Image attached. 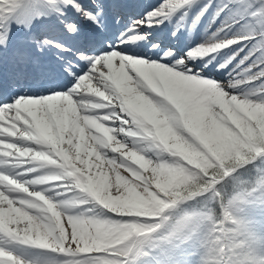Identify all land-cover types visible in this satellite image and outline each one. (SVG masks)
I'll use <instances>...</instances> for the list:
<instances>
[{
    "label": "snow or ice",
    "instance_id": "snow-or-ice-1",
    "mask_svg": "<svg viewBox=\"0 0 264 264\" xmlns=\"http://www.w3.org/2000/svg\"><path fill=\"white\" fill-rule=\"evenodd\" d=\"M195 7L193 25L212 0H0V169H16L0 171V235L58 254L59 264H134L169 210L202 197L222 214L209 208L185 223L208 222L216 264L238 199L225 202L224 185L252 165L264 190V0H220L213 21L231 7L256 29L231 39L235 20L186 52L154 37L174 20L176 37ZM257 37L227 83L207 75L221 51ZM241 85L254 87L233 91ZM38 168L49 174L20 179ZM48 181L114 218L70 214L76 201L49 197L38 187ZM0 264L24 261L0 248Z\"/></svg>",
    "mask_w": 264,
    "mask_h": 264
},
{
    "label": "bare ground",
    "instance_id": "bare-ground-1",
    "mask_svg": "<svg viewBox=\"0 0 264 264\" xmlns=\"http://www.w3.org/2000/svg\"><path fill=\"white\" fill-rule=\"evenodd\" d=\"M144 2L147 4H158L161 2V0H144ZM206 2L207 0H200L201 4ZM218 3H220V0H212V7H210L208 11L204 13V15L195 25L192 24V20L195 17V15L199 12V7L193 8L188 14L187 22L185 26L181 28V30L177 33L176 37L170 36V33L173 30V26L175 24V20L173 21L172 24H167L165 26H161L160 29L153 30L154 37L162 40L165 44L176 48L180 52H186L189 48L195 49L197 45L203 44L207 39L210 40L212 33L216 32V30L219 29L226 20L237 21L236 23L232 24V28L228 32V37H227L228 39L233 38V36L236 33L241 31L256 30L255 26L251 22L250 17L245 16L243 13H239L236 9L231 7L226 9L224 12H222L213 21V17L216 11V5ZM138 8L139 6L134 8L133 11L138 10ZM223 35L224 34L221 33V36ZM257 40L258 37L256 40L250 39L241 44L233 45L229 49H224L223 51H221L218 55H216L215 60H213L212 63L208 64V68L205 70L207 75L212 76L216 80H220L223 81L224 83H227L230 78L229 73L235 67V64L239 61L240 58L246 55L249 50H251V48L257 42ZM241 47L244 50L239 53V56H237L236 59L233 60L232 63H230L226 68L217 71L214 65L223 63L224 60L227 58V56L231 55L234 51H236ZM258 56L259 53L256 54V57ZM256 57H253V59H255ZM205 62H206L205 60H199V59L193 61V63L200 64L201 67H203V64ZM253 87H254L253 85H241L238 86V88L233 91L238 94H247L253 90ZM95 99L98 98H93V101H95ZM129 162H131V160H129ZM78 166L83 167L82 164ZM107 167L108 166L105 165V169H107ZM137 167H139V165H137ZM0 171L13 173L16 171V169L9 166L7 168L0 169ZM48 174L49 171L47 168H38L36 172L29 173L28 175L25 176H21L20 179L28 180L30 178H42L44 176H47ZM120 174L123 176L130 175L129 172H127L123 168L120 169ZM144 175L146 177L151 178L153 174L149 170V171H144ZM110 180L111 181L115 180V173L110 174ZM38 187L44 192H46L49 197L56 195V198L59 200L67 199L69 201H76V203L73 204V207L69 209V212L70 214L76 215L78 217H82L86 219L92 218L97 220H104L102 218L103 216H105V212L108 211L105 210L103 206L98 205L95 202L89 205H83V206L79 205L78 203L79 195L71 191L66 192L62 195L57 194L56 189L54 188V182L48 181L45 182L44 184L39 185ZM246 234L247 233H244L241 239H233L231 245L229 244L231 248L226 249V251L218 254V259L216 261V264H264V243L262 242V239L256 236L251 237V235L247 237ZM238 237H241V234ZM235 240L238 241H236L235 243ZM152 245L151 243L143 245L142 249L139 250V252H141V255L139 257V261H137L136 264H154L152 260H150L149 256H147L148 253L155 254L156 245L155 247H151ZM172 247H175L173 249L174 251H180L179 243L174 244ZM0 248L12 252L18 258L22 259L24 261V264H56L55 261L63 259L58 254L51 253L48 250L37 249L34 246L23 245L19 242H13L3 235H0ZM172 264H180V263L173 262ZM182 264H209V259L203 258L196 263L195 261L191 263L188 261V263H182Z\"/></svg>",
    "mask_w": 264,
    "mask_h": 264
},
{
    "label": "rangeland",
    "instance_id": "rangeland-1",
    "mask_svg": "<svg viewBox=\"0 0 264 264\" xmlns=\"http://www.w3.org/2000/svg\"><path fill=\"white\" fill-rule=\"evenodd\" d=\"M258 174V172L253 173V178L252 176L247 177L249 179H245L244 181H241L242 179L234 181V185H237V183L243 186L252 185L253 187L255 186L253 188L255 190H251L248 193L241 190L236 192L235 197H238V199L235 200L231 208L237 218H233L235 223H231V221L227 222L229 228L228 239L226 243L221 245V247L225 249H230L232 240L241 239L244 233H247V237L251 235V237L256 236L261 238L264 243V190H261L258 186L260 178ZM204 200L211 201L203 199L201 201L202 204L196 209L184 205L180 210L177 209L173 213H171L173 209L169 210L168 214H171L172 219L164 222L165 228L163 229L162 226L156 233H153L144 241L140 249H142L145 244H153L151 247H155L156 245L155 254L148 253L147 255L154 264H172L173 262H179L182 264L188 263V261L190 263L195 261L196 263L203 258L209 259V248L211 247L213 237L210 235V226L208 222L201 221L196 225L185 223V217H191L194 214H204L209 208H214L208 207L203 203ZM217 213L220 214L218 209ZM112 218H114L113 214L107 211L102 219L105 220ZM240 234L241 237H238ZM236 241L238 240H235V243ZM177 243L180 245V251L173 250L176 246H172ZM140 255L141 252L135 257L134 264L139 261ZM59 261L61 260L55 261V263L59 264Z\"/></svg>",
    "mask_w": 264,
    "mask_h": 264
},
{
    "label": "trees",
    "instance_id": "trees-1",
    "mask_svg": "<svg viewBox=\"0 0 264 264\" xmlns=\"http://www.w3.org/2000/svg\"><path fill=\"white\" fill-rule=\"evenodd\" d=\"M253 173H257V172L253 168L252 165H249L246 169H240V174H239L238 178L236 180H234V181H239L240 179H242L241 181H244L245 179H249L247 177H251V176L253 178ZM234 181L224 185L223 191L225 193V202H227L228 199H232L233 197H235L237 191L241 190V191H244L245 193H248L255 187V186L253 187L252 185L243 186V185H239L238 183H237V185H234ZM252 181H253V179H252ZM203 199L204 198H202V197H197V198L189 200L187 202L180 203L177 206V208H174L171 211V213L175 212L177 209L180 210L184 205H187L190 208L193 207L194 209H196L199 205L202 204L201 201ZM203 203H205L208 207H214V208H212V211H213L214 214H216V215H221L222 214V211L219 208V206L217 204H215L213 201H205L204 200ZM217 209H218V211H220V214L217 213ZM229 211H230V214L232 215V217L236 219L237 217L235 216V213L233 212V209L230 208ZM169 216L171 217V214ZM170 219H172V218H170ZM162 226H163V229H164L165 228L164 224Z\"/></svg>",
    "mask_w": 264,
    "mask_h": 264
}]
</instances>
